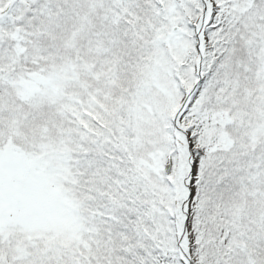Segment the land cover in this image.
Listing matches in <instances>:
<instances>
[{"label":"snow or ice","instance_id":"snow-or-ice-1","mask_svg":"<svg viewBox=\"0 0 264 264\" xmlns=\"http://www.w3.org/2000/svg\"><path fill=\"white\" fill-rule=\"evenodd\" d=\"M0 264H264V0H0Z\"/></svg>","mask_w":264,"mask_h":264}]
</instances>
